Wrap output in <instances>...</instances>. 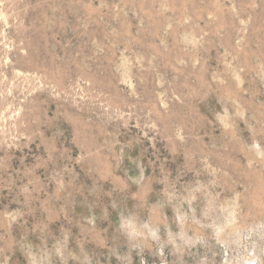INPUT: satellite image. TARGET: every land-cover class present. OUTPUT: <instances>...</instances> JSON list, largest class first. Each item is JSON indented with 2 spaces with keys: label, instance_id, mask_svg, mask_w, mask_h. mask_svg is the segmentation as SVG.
I'll return each mask as SVG.
<instances>
[{
  "label": "rangeland",
  "instance_id": "obj_1",
  "mask_svg": "<svg viewBox=\"0 0 264 264\" xmlns=\"http://www.w3.org/2000/svg\"><path fill=\"white\" fill-rule=\"evenodd\" d=\"M249 261L264 0H0V264Z\"/></svg>",
  "mask_w": 264,
  "mask_h": 264
},
{
  "label": "bare ground",
  "instance_id": "obj_2",
  "mask_svg": "<svg viewBox=\"0 0 264 264\" xmlns=\"http://www.w3.org/2000/svg\"><path fill=\"white\" fill-rule=\"evenodd\" d=\"M253 260H254V259H253ZM251 261H252V260H251ZM253 262H254V261H253ZM253 262L250 263V261H249L247 264H255V263H253Z\"/></svg>",
  "mask_w": 264,
  "mask_h": 264
}]
</instances>
